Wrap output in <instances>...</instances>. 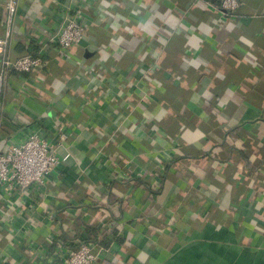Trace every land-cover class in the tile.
Masks as SVG:
<instances>
[{
  "label": "crops",
  "instance_id": "1",
  "mask_svg": "<svg viewBox=\"0 0 264 264\" xmlns=\"http://www.w3.org/2000/svg\"><path fill=\"white\" fill-rule=\"evenodd\" d=\"M83 3L87 37L61 53L60 9ZM30 43L43 65L6 71L0 151L39 124L70 156L0 197L7 264L87 225L95 264H264V0H21L7 55Z\"/></svg>",
  "mask_w": 264,
  "mask_h": 264
},
{
  "label": "built area",
  "instance_id": "2",
  "mask_svg": "<svg viewBox=\"0 0 264 264\" xmlns=\"http://www.w3.org/2000/svg\"><path fill=\"white\" fill-rule=\"evenodd\" d=\"M217 1L230 15L241 7V0ZM20 3L21 0H5L7 31L6 36L0 38V54L4 56L3 70L0 71V96L8 69L31 73L43 65L41 56H33L27 51L21 52L16 57L7 55L9 43L14 36ZM87 8L88 6L83 3L77 8L67 5L60 9L61 23L54 32H50L49 41L57 44L61 53L81 43L87 37V24L82 21L83 9ZM1 115L0 102V131ZM56 135L57 141L51 142L44 134L43 128L39 124H34L16 138L9 136L5 152L0 151V197L2 200L12 198L15 194L27 195L35 188L42 189L47 186L54 170L63 165L70 156L69 153L63 156L58 153V145L70 139L69 134L60 129ZM159 164L162 165L160 160ZM75 237H77V245L74 244V246L68 247L59 243L52 250L51 245L56 239L54 238L39 249L37 248L38 253L33 256L32 264H50L54 259L58 261V264H95L98 258V243L89 241L82 235ZM11 260L10 256L0 251V264H7Z\"/></svg>",
  "mask_w": 264,
  "mask_h": 264
},
{
  "label": "trees",
  "instance_id": "3",
  "mask_svg": "<svg viewBox=\"0 0 264 264\" xmlns=\"http://www.w3.org/2000/svg\"><path fill=\"white\" fill-rule=\"evenodd\" d=\"M24 47H26V48H24ZM24 47L23 48L21 47V50H20L21 52L27 51L28 53L32 54L33 56H43V55H40V49H39L40 47L36 46L34 43H30L29 46H24ZM21 52H19V53H21ZM85 228H86L87 234L89 235V238H87V240L97 242L99 231L101 230V227L87 225ZM78 232L80 233V231H78ZM59 243H63L64 245H66L68 247L74 246L73 243H70V240L68 237L62 236V237H57L54 240V243L51 245L52 250H54ZM75 245H77V244L75 243Z\"/></svg>",
  "mask_w": 264,
  "mask_h": 264
}]
</instances>
